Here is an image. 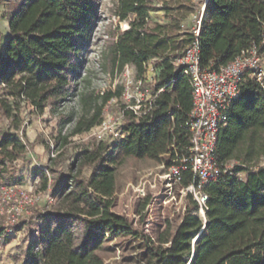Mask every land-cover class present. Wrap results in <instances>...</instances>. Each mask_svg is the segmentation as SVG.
<instances>
[{"label":"trees","instance_id":"obj_1","mask_svg":"<svg viewBox=\"0 0 264 264\" xmlns=\"http://www.w3.org/2000/svg\"><path fill=\"white\" fill-rule=\"evenodd\" d=\"M162 2L160 10L167 21L150 26V14L157 10L152 2L118 1L119 17H134L111 43L110 65L120 70L133 65L140 78L144 63L154 58L157 72L151 95L155 97L139 118L126 111L120 126L123 138L83 149L79 169L58 176L51 193L64 210L34 211L28 220L9 227L26 228L31 234L24 264H110L101 252L121 238L141 243L142 264H264V93L253 81L242 85L226 126L218 133L219 161L236 162L204 185L206 221L188 196L173 233L153 240L111 209L116 168L129 158L169 166L189 146L185 122L192 106L191 83L170 56L193 39L191 33L179 32L186 18L178 11L188 3L192 13L196 3ZM11 6L0 16L8 22L3 38L0 30V119L10 120L0 124V185L10 181V166L27 149L17 133L22 96L39 112L46 107L55 110L76 96L82 107L70 133L76 135L97 126L105 104L121 94L119 86L99 95L87 76L78 73L96 21V0H15ZM204 16L198 36L202 65L218 68L253 44L264 50V0H208ZM59 139L65 144L67 136ZM85 166L90 167L88 176L81 175ZM47 172L42 168L33 172L43 190ZM190 181L186 173L180 186ZM10 239L8 227L0 225V246Z\"/></svg>","mask_w":264,"mask_h":264},{"label":"rangeland","instance_id":"obj_2","mask_svg":"<svg viewBox=\"0 0 264 264\" xmlns=\"http://www.w3.org/2000/svg\"><path fill=\"white\" fill-rule=\"evenodd\" d=\"M15 0H0V16L8 14ZM119 0H96V21L91 31V36L83 49L79 75L87 76L90 87L95 93L101 94L102 90L115 91L125 81L122 79L121 70L110 65V45L117 35L125 29L126 22L119 17ZM155 6L150 16L149 25L165 23L164 11L160 10L162 0H149ZM172 5H174L172 3ZM189 4L181 7L178 15L186 18L185 29L192 25V15ZM4 18H0L2 38L7 33ZM179 44V43H178ZM142 89L137 97L140 107L137 112L144 109V103L151 98L149 93L155 83L152 73L145 74ZM134 85L129 88L131 95H136ZM80 89V87H78ZM116 102L106 103L103 112H112L124 104L120 97H115ZM19 115L21 122L17 133L26 143V152L15 160L9 168L10 181L0 185V225L8 227L10 242L0 246V264H24L27 256L26 249L31 241V234L26 228L14 231L11 225L29 219L34 211L64 210L59 198L51 193L53 185L60 174H73L79 169L78 155L83 149H91L97 142L92 136V131H83L71 135V129L81 115L82 107L76 96L66 100L55 110L46 107L42 112L32 103L21 97ZM104 114V113H103ZM10 120L0 119V124L8 125ZM67 136V141L62 144L60 137ZM235 159L227 161L230 168ZM263 162V163H262ZM264 164V159L261 161ZM36 168L47 170L49 177L47 188L43 190L39 178L34 175ZM90 167L85 166L81 171L82 176H88ZM116 192L112 198V211L125 216L134 226L144 234L156 240L157 235H171L181 221L187 206V197L182 192L180 184L167 185V166L156 163L150 159L137 160L129 158L124 164L116 168ZM142 189V193L138 190ZM141 191V190H140ZM50 194L51 200L47 201L44 194ZM29 199L33 201L28 202ZM23 207L21 214L17 215L16 208ZM110 249L102 251L105 261L110 264H142V248L138 240L121 238L108 243Z\"/></svg>","mask_w":264,"mask_h":264},{"label":"built area","instance_id":"obj_3","mask_svg":"<svg viewBox=\"0 0 264 264\" xmlns=\"http://www.w3.org/2000/svg\"><path fill=\"white\" fill-rule=\"evenodd\" d=\"M192 1L196 3L192 15V25L185 29L187 21H182L179 32H189L193 35V39L179 54L170 56L171 63L181 69L191 83L192 106L190 115L185 122L189 133V146L187 152L180 159L176 158L171 165L167 166L166 183L170 187L173 183L180 184L185 174L189 173L191 181L181 189L185 195L191 196L192 200L198 204V215L205 221L207 195L203 187L228 170L226 164L219 161L217 154L218 133L226 126L230 107L239 96L244 83L253 81L264 93V50L253 44L218 68L202 65L198 36L205 18L208 0ZM133 17V15L127 16L126 20L128 21L124 30L129 27V22ZM154 61L155 59L152 58L144 63L145 71L140 78L136 77L133 65L127 64L123 67L120 75L125 83L119 99H122L124 104L112 112H103L101 121L97 126L91 128L92 136L96 142L110 143L124 137L120 126L126 116V111L132 110L136 118L148 111L155 96L151 95L141 111L137 112L135 108L140 107L141 101L137 95L142 89L143 81H146L145 74L151 72L152 79L156 76L157 69ZM132 85L135 87V96L129 93V88ZM100 93L103 94L105 91L102 90ZM149 93L151 94V91ZM117 99L113 97L107 103L116 102ZM140 190L138 192L144 196V191ZM44 198L47 201L51 200L48 193L44 194ZM32 201V199L28 200L30 203ZM22 210V206L16 208L17 215L21 214Z\"/></svg>","mask_w":264,"mask_h":264},{"label":"crops","instance_id":"obj_4","mask_svg":"<svg viewBox=\"0 0 264 264\" xmlns=\"http://www.w3.org/2000/svg\"><path fill=\"white\" fill-rule=\"evenodd\" d=\"M5 20H3L4 24H5V27L6 28V31H8V22H7V18H4ZM0 27H1V22H0Z\"/></svg>","mask_w":264,"mask_h":264},{"label":"water","instance_id":"obj_5","mask_svg":"<svg viewBox=\"0 0 264 264\" xmlns=\"http://www.w3.org/2000/svg\"><path fill=\"white\" fill-rule=\"evenodd\" d=\"M206 221V220H205Z\"/></svg>","mask_w":264,"mask_h":264}]
</instances>
